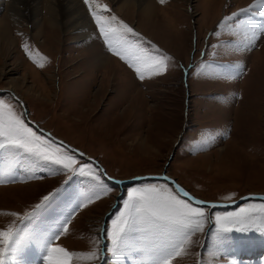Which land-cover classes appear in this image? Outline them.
<instances>
[{
  "label": "rangeland",
  "instance_id": "rangeland-1",
  "mask_svg": "<svg viewBox=\"0 0 264 264\" xmlns=\"http://www.w3.org/2000/svg\"><path fill=\"white\" fill-rule=\"evenodd\" d=\"M4 2L0 0V17ZM80 2L93 28L94 44H87L86 52L84 47L78 49L80 41L73 42L64 30L58 34L46 30L44 37L33 42L32 31L27 32L30 24L23 21L18 26L26 35L11 28L16 42L6 44L0 52V99L11 103L38 135L52 140L39 129L49 131L95 159L111 178L129 179L159 174L165 169L193 196L204 201H234L248 193H264V36L255 41V47L246 50L225 46L226 41L237 44L242 37L233 38L227 32L220 37L212 35L226 16L247 9L257 0H165L157 4L149 21L139 15L138 8H128V14L118 11L123 0H90L102 23H110L114 15L143 38L138 40L127 34L130 39L150 51L154 44L172 58L166 71L150 78L146 74L144 80L107 50L89 5ZM258 11L259 7L252 12L255 22L260 21ZM24 44L33 59L26 55ZM97 44L99 51L94 54L90 47ZM90 51L93 58L87 53ZM98 55L114 58L130 76L114 70V63H106L108 67L103 65L101 70L96 68L98 72L90 73L88 66L95 65ZM33 60L44 66L38 67ZM201 61L205 65L239 64L244 72L235 79L198 74L196 69ZM104 68L113 71L103 75ZM8 90H14L23 101L28 118L35 125L27 121L23 107ZM209 133L212 135H206ZM63 147L79 162L77 167L97 166ZM17 174V182L0 183V230L13 222L20 224V220L5 213L24 216L45 195L55 193L24 221V247L18 257L20 264H46L42 249L32 242L31 226L37 222L41 226H58L54 218L71 210L65 201L73 193H84L91 181L79 174L65 176L62 171L37 169L33 173L27 168L22 172L19 168L10 169L8 161L0 156V179L8 181ZM100 176L112 191L76 211L57 245L72 252L91 251L106 212L116 202L118 206L107 218L105 229L124 211L123 204L131 189L167 183L143 180L121 190L102 172ZM261 203L264 201L251 199L232 208L214 207L210 213L207 207L193 204L205 209L207 221L203 231L192 236L187 254L173 258L171 264H264V235L257 231L218 232L216 224L217 215L238 213L250 204ZM108 243L103 239L99 247L105 248ZM100 256L96 261L81 258L74 264H113L111 253L102 252ZM146 259L137 255L136 264Z\"/></svg>",
  "mask_w": 264,
  "mask_h": 264
},
{
  "label": "snow or ice",
  "instance_id": "snow-or-ice-1",
  "mask_svg": "<svg viewBox=\"0 0 264 264\" xmlns=\"http://www.w3.org/2000/svg\"><path fill=\"white\" fill-rule=\"evenodd\" d=\"M83 2L89 5L99 36L103 39L107 50L118 56L140 80H144L146 74L150 78L167 70V62L172 59L171 57L163 54L154 44L150 51L130 39L127 34L137 37L138 40L143 38L114 15L110 17V23H102L101 16L92 10L90 0ZM159 2L164 3L165 0ZM257 7H259L256 13L260 17L259 22H255L252 18L253 9ZM105 10H107L106 6ZM224 32L233 38L242 37L237 44H234L233 40L226 41V47L231 45L246 50L255 47V41L260 36H264V0H257L256 4L250 5L247 9L226 16L212 35L220 37ZM22 47L28 58L33 59L28 45L24 44ZM211 47L216 48L218 45ZM41 59L47 58L41 57ZM33 62L37 63L38 67L44 66L36 60ZM196 71L198 74L235 79L243 74L244 68L239 64L205 65L201 61ZM0 156L8 161L10 169L19 168L22 172L27 168L33 173L37 169L62 171L65 176L79 174L91 181L84 193H73L65 201L71 210L54 218L58 226H41L38 222L31 226L34 233L32 242L42 249L46 264H74L75 260L81 258L96 261L101 258L102 252L111 253L114 258L113 264H136L137 255L147 257L141 264H171L173 258L187 254L188 246L193 243L192 236L202 232L207 221L205 209L193 206V204L203 205L205 201L195 199L175 181L171 182L175 185L174 189L167 183L146 184L128 192L123 204L124 211L112 221L110 228L100 230V234L94 238L96 246L91 251L72 252L57 245L56 241L67 233V225L76 211L112 191L102 183L100 173L103 170L98 166L94 167L93 164L77 167L79 162L65 150L62 142L57 143L43 135H38L27 126L14 106L4 99H0ZM49 165L52 166L51 169L48 168ZM85 168L88 172H85ZM18 179L19 174L12 176L8 181L0 179V183L17 182ZM164 179L168 180L167 177ZM114 183H123V181H114ZM54 195L55 193L45 195L41 202L35 205L33 211L25 213L24 216L15 212L5 213L20 220V224L13 222L6 229L0 230V264H20L18 257L24 247L22 241L24 221L34 216L36 211ZM181 197H187V200ZM231 198L226 197V199ZM260 199L264 200V197ZM60 216L63 219H60ZM216 224L218 232L257 231L264 235V203L250 204L247 208H241L238 213H226L223 217L217 215ZM103 239L109 242L105 248L99 247ZM121 257L124 259L121 260Z\"/></svg>",
  "mask_w": 264,
  "mask_h": 264
},
{
  "label": "bare ground",
  "instance_id": "bare-ground-1",
  "mask_svg": "<svg viewBox=\"0 0 264 264\" xmlns=\"http://www.w3.org/2000/svg\"><path fill=\"white\" fill-rule=\"evenodd\" d=\"M111 1L117 3L119 0ZM157 4H160L159 0H123V4L119 7L118 11H124L128 14L130 12L128 8H138L139 15H142L143 19L149 21L153 18V12L156 10ZM1 11L3 15L0 17V52L5 50L6 44H15L14 42H16V40L12 37L11 28L16 27L18 30L19 24L23 21L30 24V30L27 32L29 34V31H32L30 38L33 42L38 40L39 37H44L46 30L48 33L51 31L53 33L56 32V34L64 30V35L69 36V38L71 36V38L74 39L73 42L80 41V47L78 49H85V52L91 42L93 28L90 25V21L88 22V15L80 0H5ZM71 30H76L77 32L71 33ZM18 32L26 35V33H22L19 30ZM45 40L43 41L44 44L47 42V39ZM98 47L100 46L97 44L94 45V47L91 46L90 49H93L92 51L95 54L99 51ZM92 51L87 52L89 55H92L91 58L94 57ZM95 61V65L92 64V66H88L90 68V73H93V70L98 72L96 68L100 67L101 70L103 65L104 67H108L109 65L106 63H114V70L122 71L125 77L130 76L112 57L98 55ZM103 70V75H108L110 71H113L111 68L110 70L107 68ZM114 78L117 79V76L115 75Z\"/></svg>",
  "mask_w": 264,
  "mask_h": 264
},
{
  "label": "water",
  "instance_id": "water-1",
  "mask_svg": "<svg viewBox=\"0 0 264 264\" xmlns=\"http://www.w3.org/2000/svg\"><path fill=\"white\" fill-rule=\"evenodd\" d=\"M188 70L185 69V75L187 74ZM3 90H0V92H2ZM12 95L13 97L21 104V106L23 107L24 109V112H25V116H26V119L27 121L32 124V125H35V122L31 121L29 118H28V115H27V109L25 107V104L23 103V101L17 97L11 90H8ZM40 132H42L43 134L49 136L50 138H52V140H54L55 142H62L63 145H65L66 148H68L69 150L75 152L76 154H78L79 156L87 159V160H90L92 161L93 163H95L97 166H99L100 169H102V173L103 175L109 180L111 181L112 183H114V181H123V183H114L115 185H117L121 190H123L126 186L128 185H131V184H134L136 182H140V181H143V180H162V181H165L167 182L168 184H170L173 188H175V185L172 184L171 182L172 181H175L176 184H178L180 187H182L185 191H187L181 184H179L175 178L171 177L170 175H168L166 173V170L164 169L161 173L159 174H145V175H138V176H135V177H132V178H129V179H116V178H111L109 177L105 171H104V168L101 166V164H99L95 159H92L91 157L87 156L85 153H83L82 151H80L79 149L77 148H74L73 146L61 141L60 139H58L56 136L52 135L49 131H45L43 129H39ZM174 149H175V146H174ZM83 154V155H81ZM173 157V152L170 156L169 159H171ZM164 177H167L168 180L166 181L164 179ZM192 197H194L195 199H198V200H201L199 198H196L195 196H193L189 191H187ZM261 197H264V193H248V194H245L243 195L242 197L238 198L237 200H234V201H205V203L203 205H198V206H202V207H207L208 208V211L210 213V211L214 208V207H210V205H216V207H225V208H232V207H235V206H238L240 205L241 203L247 201V200H251V199H258V200H261V201H264L262 199H260ZM118 198V197H117ZM185 199H187V197H184ZM204 201V200H202ZM118 203L119 202H116L115 203V207H112L109 209V211L106 212L105 216H104V220H103V224H102V229H105V225H106V222H107V218L109 217V215H111L113 213V210L114 208H117L118 206ZM205 240V238H204ZM103 262L100 261L99 264H102Z\"/></svg>",
  "mask_w": 264,
  "mask_h": 264
}]
</instances>
